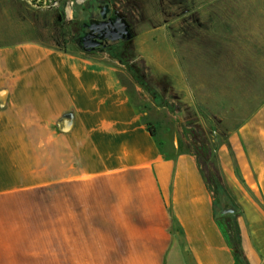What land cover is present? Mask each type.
<instances>
[{"label":"crops","instance_id":"0c3cea01","mask_svg":"<svg viewBox=\"0 0 264 264\" xmlns=\"http://www.w3.org/2000/svg\"><path fill=\"white\" fill-rule=\"evenodd\" d=\"M122 74L40 42L0 44V264H241L195 154L160 138L150 105L131 95L145 93ZM57 141L83 184L103 189L108 231L34 228L41 186L72 178L71 167L45 169ZM217 151L243 255L264 264V100ZM15 198L30 205L5 206Z\"/></svg>","mask_w":264,"mask_h":264},{"label":"rangeland","instance_id":"374dc122","mask_svg":"<svg viewBox=\"0 0 264 264\" xmlns=\"http://www.w3.org/2000/svg\"><path fill=\"white\" fill-rule=\"evenodd\" d=\"M101 1L123 12L130 29L127 49L117 41L102 51H88L70 38L74 24L81 25L89 4L98 0H61L58 7L45 9L25 0H0V44L33 41L94 56L117 65L129 84H138L131 74L134 64L147 88L140 86L145 98L131 95L138 105H150L152 125L160 138L193 152L205 177L215 172L226 185L217 148L264 100V0ZM56 146L60 149L62 142ZM60 150L55 163L45 169L60 175V170L71 167L72 178L41 186L38 213L30 214L34 228L82 234L108 231L103 189L94 181L91 186L83 184V175L74 170L78 164ZM44 160L46 156L41 166ZM225 203L221 196L216 211ZM15 204L30 205L15 198L5 206ZM72 256L83 259V252L73 250Z\"/></svg>","mask_w":264,"mask_h":264},{"label":"trees","instance_id":"16d2710c","mask_svg":"<svg viewBox=\"0 0 264 264\" xmlns=\"http://www.w3.org/2000/svg\"><path fill=\"white\" fill-rule=\"evenodd\" d=\"M121 43V47H124L127 49L129 47V39L126 41H120ZM128 45V46H127ZM124 52V51H123ZM133 53L131 52L129 55V58H132ZM131 68V74L133 75L134 79L137 81L139 86H142L144 89L147 88V85L145 84V82L142 79V75L137 74V70L134 68V64H132L130 66ZM147 127L149 129V132L151 133L152 136H155V130L152 126H149L147 124ZM203 151L204 154L206 153V148L200 147ZM196 157L197 163L200 167L201 173L205 179V182L207 184V187L209 188L210 192L213 194V209H214V214L217 213L218 216L215 217L217 219L223 220L225 225H226V230L227 233L229 235L230 238V242H231V249L233 252V256L235 258V261L240 262L241 264H247V261L243 255V251L241 249L240 246V236H239V228L237 225V221H236V216H234L233 213H226V214H222L219 211H216L215 206L218 203V200L221 196L225 197V199H227L228 203L224 204V207H222L221 209L225 208V206L228 205V207L233 206L235 207V204L233 202V199L231 197V195L229 194V191L226 187V185H224L221 181L220 176L217 173H211L210 175H208V177H205V174L203 173V169L201 168V165L199 163L198 157ZM236 208V207H235ZM236 212V211H235ZM234 212V213H235Z\"/></svg>","mask_w":264,"mask_h":264},{"label":"flooded vegetation","instance_id":"af4514ba","mask_svg":"<svg viewBox=\"0 0 264 264\" xmlns=\"http://www.w3.org/2000/svg\"><path fill=\"white\" fill-rule=\"evenodd\" d=\"M101 2H102L101 0H98V2L94 5L89 4L87 9L85 10V14H87L86 18L84 20L81 18V20H82L81 25H79L78 23L74 24V26H75L74 33H72L70 35V38L72 40H75L76 43L82 45V47L84 49H87L88 51H95V50L102 51V50L108 48L112 43H114V42H110V41H106L104 39H101L102 40L101 44L96 45V46H92L96 38L92 37L89 34L90 31L92 32V30H90V28H89V25L91 23H95V21H98L101 18L100 17L101 9L98 8V6H102ZM105 4H108V3L106 2ZM108 6H109V10L107 12L108 17H110L112 20H116V18H123L126 21L122 11L118 10L117 8H111V6L109 4H108ZM128 39L119 40V41H126Z\"/></svg>","mask_w":264,"mask_h":264},{"label":"water","instance_id":"95a60500","mask_svg":"<svg viewBox=\"0 0 264 264\" xmlns=\"http://www.w3.org/2000/svg\"><path fill=\"white\" fill-rule=\"evenodd\" d=\"M100 11V19L89 25L90 35L95 37V41L92 46H96L102 43L101 39L110 42H116L119 40L128 39L130 37V29L128 23L123 18H116L112 20L107 16L109 10L108 4L98 6ZM236 208L233 206L221 209L222 214L234 213Z\"/></svg>","mask_w":264,"mask_h":264},{"label":"built area","instance_id":"2783aa9c","mask_svg":"<svg viewBox=\"0 0 264 264\" xmlns=\"http://www.w3.org/2000/svg\"><path fill=\"white\" fill-rule=\"evenodd\" d=\"M25 1L32 4L36 8L45 9V8H56V7H58L59 1H61V0H25ZM68 4H70L69 6H67L70 10L72 2L69 1ZM70 12H71V10H70Z\"/></svg>","mask_w":264,"mask_h":264},{"label":"bare ground","instance_id":"6f19581e","mask_svg":"<svg viewBox=\"0 0 264 264\" xmlns=\"http://www.w3.org/2000/svg\"><path fill=\"white\" fill-rule=\"evenodd\" d=\"M69 11V10H68Z\"/></svg>","mask_w":264,"mask_h":264}]
</instances>
